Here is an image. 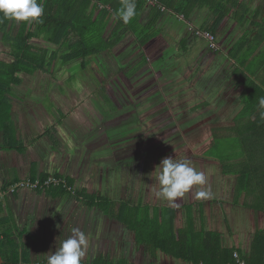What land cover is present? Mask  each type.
Returning <instances> with one entry per match:
<instances>
[{
	"label": "crops",
	"instance_id": "crops-1",
	"mask_svg": "<svg viewBox=\"0 0 264 264\" xmlns=\"http://www.w3.org/2000/svg\"><path fill=\"white\" fill-rule=\"evenodd\" d=\"M166 1L181 13L166 10L157 0H147L139 21L141 26L153 24L159 31L143 52L150 60L159 53L161 65L155 72L168 76V92L179 95L172 104L241 101L236 93L241 87L227 53L245 30L248 37L256 34L250 28L251 18L244 27L236 21L238 8L232 4L241 5L243 0ZM248 3L252 13L262 9L257 0ZM224 10L226 17L222 19L217 13ZM25 24L0 19V75L10 76L11 82L13 73L8 67L15 61L19 36L26 37ZM197 31L211 32L221 52L209 50L207 40ZM28 42L49 61L48 41L31 37ZM134 42L135 38L131 45ZM49 68L47 63L35 74L17 72L14 78L18 82L7 83L10 104H0V186L24 179L55 177L62 181L48 188L19 190L0 203V232L10 231L11 242L18 246L15 250L22 259L19 264L46 263L47 255L71 235L72 228L88 236L82 264H204L212 254L208 233L214 232L220 235L222 249L250 251L255 233L264 228V214L246 206L252 197L237 199V178L226 173L225 160L208 159L199 170L212 174L211 182L206 179L203 186L215 190L211 198L194 199L199 187L194 186L185 198L170 205L157 197L159 188L153 172L163 158L173 157L174 152L181 156L184 148L166 152L142 149L140 163L145 165L138 167H145L135 175L120 167L115 175V166L119 165L112 162L114 137L105 129L95 135L75 132L80 115L77 111L82 108L87 117L96 119L95 108L87 104H51L50 111L44 104L51 96L50 86L56 90L59 85L55 81L51 85ZM0 85L6 86L2 81ZM208 92L215 95L207 97ZM204 110L208 127L235 122H222L225 108ZM139 124H131L129 132ZM212 134H203L199 139L205 143L204 137L208 139ZM94 155L101 159L94 161ZM213 166H217L216 174Z\"/></svg>",
	"mask_w": 264,
	"mask_h": 264
},
{
	"label": "trees",
	"instance_id": "trees-1",
	"mask_svg": "<svg viewBox=\"0 0 264 264\" xmlns=\"http://www.w3.org/2000/svg\"><path fill=\"white\" fill-rule=\"evenodd\" d=\"M138 1L139 0H135L138 9H140L138 10L136 8V17L129 24H124L116 15L121 6V0H37V2L41 3L44 7V13L41 18L42 23L31 24V27H34L36 30H32L30 25L25 24L23 30L26 37L24 38L22 34L19 36L14 52L15 61L8 67L13 73L12 82H18V80L14 78L17 72L35 74L45 69L47 63L50 68L53 67L56 69L58 65L60 67L73 65L72 68L76 66L84 71L90 68V71H94L93 75L100 79L110 77V75L107 74L112 75L113 73L116 75L120 74V78L123 80H130L132 78L138 79V76H142L147 79L141 81L143 79L141 78V80H139L142 82L140 84L141 86L139 85L140 87L135 89V87L128 84L125 93H130L132 91L138 102L145 97H149L147 100H151L153 104H160L162 109L160 110L159 107H157L158 109L154 112L153 117L157 118L158 122L164 121L168 125L163 128L166 133L162 135L159 140H152L154 143H145L143 146L141 141H139L138 143H140L143 148L138 144V151L140 149H146L152 152L154 148H158L166 152L188 145H193L194 147L200 145L202 147L203 142H201L199 137L204 136L203 134L206 135V133L210 131L207 130L208 122H206V119L202 116L203 114L200 115L201 110L199 111L197 109L205 107L206 104H196L195 106L189 107L188 110H190V114L178 119V113L171 115V112H169V104H172V101L179 98V95H173L168 92L167 84L169 79H156L153 75L148 76L150 71L148 70V66H150V62L143 50L149 47L148 43L153 40L156 34L158 35L159 31L153 27V24H148L145 27L141 26V21H139L141 9L144 6V2H147V0H140L141 2L137 3ZM157 1L159 4L165 6L166 10L170 9L181 13L176 6L171 3L169 4L166 0ZM250 1L253 2V0ZM257 1L262 5L264 4V0ZM232 6L238 8V14L237 17H235L236 21L244 27L249 23L248 19L251 18L253 27L250 26V28H254L253 31H255L256 34L252 38L248 37V30H245L243 36H241V39L237 42L238 44L233 45L227 53V59L232 62L234 74L237 76L238 85L241 87V92H239L240 99L242 97L245 98L244 101L241 99L244 104L241 111L243 110L244 113L246 110L247 113H245V116H242L243 119L241 118V120L246 122L244 130L236 132L241 136V141L234 147L240 148V150H237V153L234 149H231L227 154V158H229L230 162L226 161L225 170L227 174H231L237 178V199H242L244 197L247 200V198L252 197L253 200L257 201V209L264 214V122H262L264 121V116L261 115L264 109L259 107V100L264 98V89L259 88L257 82H254L248 74L252 73L250 68L256 70L260 67V64L264 63V15L262 14L263 17L261 19L259 18L260 9L252 13V8L248 0H243L241 5L232 4ZM217 14H221L222 19L226 17L225 10ZM254 17H256V19ZM215 34H217V32ZM31 37H43L49 42L51 49L48 52L50 54L48 62L46 56H41L40 53L37 52L35 45L33 47L29 44L28 38ZM134 38L137 43L139 54L130 58L125 48L124 61L122 57L123 52H118L123 47L124 42L125 45H128L129 42H133ZM135 44L132 46H135ZM208 44L209 50L221 52V48H213L209 42ZM245 45L246 47H244ZM132 48L134 50L135 47ZM235 49H237V51H235ZM244 49L246 52L240 53ZM109 57L113 58L111 59ZM132 60L134 63L133 65L129 62ZM143 60H145V63L138 64L141 61L143 62ZM129 64H131V66H129ZM131 67L135 68L130 70L133 73L129 74V69ZM99 69L104 71L100 76L98 75ZM51 70L52 69H49V72H52ZM53 72L55 73V71ZM144 72L145 74L142 75ZM0 81L6 85H0V104H10L12 96L11 89L7 86V83L8 85L12 83L11 77L8 76L5 78L0 75ZM55 81L57 82V80ZM101 83L105 86V89H103V100L108 104H125L127 117L130 118L131 112L130 109L127 108V104L133 105L134 103L132 102V104H130L123 96L120 98L117 89L113 87L114 84L112 86L113 82L108 85L107 80H101ZM119 85L116 84V87L118 88ZM120 87L123 88L122 86ZM161 89H163V91H161ZM109 94H111V96H109ZM187 105L188 104H184L182 107ZM131 107L135 108L136 106ZM184 110H187V107ZM177 125L179 127H177ZM215 136L216 134L213 132L208 139L204 137V141H210L211 143L209 149L218 147ZM125 137L129 138L131 136L125 134ZM161 139L164 140L160 141ZM131 146L132 145H129L128 147ZM232 147L233 146H231V148ZM203 154L204 153L200 156L191 154L193 158L197 157L198 163L195 168L198 171L201 165L205 166L208 160ZM213 154H215L214 156L216 157L219 156V152L217 151ZM173 155L177 157L180 156V154L176 152H174ZM224 157V153L221 152V157L219 159L224 160ZM196 162L191 161L193 167V163ZM261 168L263 170L258 171ZM46 179L47 178L43 180ZM7 186L8 184L5 183L0 187ZM245 203L247 204V202ZM208 236V250L211 251L208 252L212 254L204 264H238L237 258L235 257L236 253L238 254L239 260L243 261L244 264H264V228L255 233L251 249L246 253H242L235 248L222 249L221 238L218 233H208ZM17 248L18 246L11 242L10 231L0 232V250L5 264H19L20 261H22L18 252H16ZM218 250L220 252L222 251L224 256L218 253Z\"/></svg>",
	"mask_w": 264,
	"mask_h": 264
},
{
	"label": "rangeland",
	"instance_id": "rangeland-1",
	"mask_svg": "<svg viewBox=\"0 0 264 264\" xmlns=\"http://www.w3.org/2000/svg\"><path fill=\"white\" fill-rule=\"evenodd\" d=\"M261 4V3H260ZM262 9H260V19L263 17L262 14L264 15V4L261 7ZM256 19V17H254ZM208 42V41H207ZM132 47H135L134 50ZM246 47V45L244 46ZM125 48L127 49V53L129 54L130 58H133L136 54L138 55L139 51H138V47L137 45L132 46L131 42L128 43V45H125V42L123 43V47L120 49V52L125 51ZM217 48H220L219 45L217 44ZM235 51H237V49H235ZM246 52V50H242L240 53ZM239 53V51H238ZM109 58H113V57H109ZM160 55L159 53H157L156 55H154L153 60H150L152 67L148 66V70L149 74L148 76H155L156 79H158L160 76H164L161 72H155L159 70L160 67ZM146 60V59H145ZM145 60H143V62H139L138 64H143L145 63ZM128 62V60H127ZM133 63L132 61H129ZM236 62V61H235ZM137 64V63H136ZM129 66H131V64H129ZM141 66V65H140ZM73 65H69V66H63V67H58L56 68H49L52 69L50 72V76L54 77L56 80H58V89L54 90L51 86H50V93H51V97L49 98V96L47 97V99L44 100V104H47V108L52 111L53 105L51 104H56V102L53 101V92L55 95V98L58 99L60 106H62V104H87V106H92L95 108V111L97 112V114H100L101 111H103V113H108V115H106L105 120L103 121H99L97 118H89L86 116V114L84 113L83 109L80 108L77 111V114H80L78 116V121L75 123L78 127L77 130L75 128V132L77 131L78 134L81 133H87L89 135L90 134H98L101 132V130L107 131L108 135L110 136V134L112 133V137H114V145L112 144L113 147V152H114V156H112V162L114 161V164L119 165V166H115V175L119 174V168H123L126 170H130L132 171V173L135 175L137 171L141 170V168L145 167H138L141 165H145V163H140V159H143V157H141V155L143 154L142 149H139L138 144L141 146V148H143V146L145 145V143H149L152 142L154 143L152 140H159L161 138L162 135H164L166 132L163 129L165 126H167L168 124H166L164 121L163 122H158L157 118L153 117L154 112L158 109L157 107H159V109L161 110L162 107L160 106V104H153L152 101L147 100V98L149 97H145L143 99H141L140 102L136 101L133 92L131 91L130 93H125V90L127 89V85H131L132 87L139 88L141 85V81L147 79V78H143L142 76H138V79L132 78V79H121L120 78V74L116 75L115 73L111 74H107L110 75V77H105L104 79H100V78H96L93 75V72L90 71V68L88 70H86V72L82 71V69L77 68L76 66L74 68H72ZM135 67H131L129 69V74L133 73L130 70H133ZM241 69H245V68H241ZM53 70L55 71V73H53ZM250 70L252 71V73H248L249 77L252 78V80L254 82H257L258 87L261 89H264V63L260 64V67H258L256 70L250 68ZM78 73V75H74L75 73ZM99 76L101 75L102 72H104L103 70L99 69ZM141 72V71H140ZM139 72V73H140ZM110 73V72H109ZM145 74L142 73V75ZM106 75V76H107ZM128 76V75H127ZM165 78L168 79V76H164ZM141 78H143L141 80ZM250 78V79H251ZM101 80L102 81H106L108 85L112 83V86L114 84V89H117V93H119V97L121 98V96H123V98H125V100H127V102H129L130 104H132V102L134 103L133 105H129L127 104V108L130 109L131 112V117L128 118L127 117V113L125 111V104H121L122 108L121 109H116V105L115 104H108L105 102V100L102 99L101 96H103V93H99L98 92V87L101 86ZM141 80V81H139ZM139 81V83H138ZM121 83V84H120ZM54 84V82L52 83ZM56 84V83H55ZM116 84L119 85V87H116ZM140 85V86H139ZM120 86H122L123 88H121ZM169 89V87L167 88V90ZM113 90V89H112ZM111 90V91H112ZM239 90H236V93L238 94ZM126 94V95H125ZM59 95V97H57ZM215 94L208 92V94L206 95L207 97H212ZM109 96H111V94H109ZM235 96V95H234ZM128 98V99H127ZM236 100H239L238 97H236ZM242 101H244V97L241 98ZM232 100V99H231ZM116 101V100H115ZM235 100L232 101L231 104H206L208 105L205 107H200V109L197 110H201L200 114L203 113L204 108L206 110H210L212 111L214 109V111H216V108H225L226 109V113L223 116V121L222 122H231L234 124L229 125V124H220L219 127L214 126V127H207V129L210 132L207 133H215L216 136V140H217V148H210V141H204L205 143H203V146L201 147L196 146L194 147L193 145H188L183 147L184 150L181 154L180 157L176 158V157H172V158H176L178 160H187V161H192V162H196L197 161V157L193 158L191 156H200L203 154V156L206 159H209L207 162L210 161H218V159L221 157V152L224 153L225 157V163L230 162L229 158H227V154L231 151V149H234V151H236L238 153L237 150H240V148L234 147L237 146L241 141L240 139V135L236 134V132L238 131H243L244 130V126L246 124V122H244V120H241L242 116H245V113H247V111L245 110V112L243 113V110L241 111V109L243 108L244 104H241V101H236ZM137 102V103H136ZM182 105L184 106V104H169V109L171 112V115H175V113H178V119L179 118H183L185 116H187L190 113V110H184L185 107H182ZM196 104H188L187 106H195ZM131 106H136L135 108H132ZM86 107V106H85ZM87 108V107H86ZM183 109V110H182ZM207 111V112H208ZM241 111V113H240ZM240 113V115L238 116V114ZM113 114H121L120 116V124H119V129L121 133V137H116V133L115 129H113V124H117V120L114 121V118L117 116H113ZM170 114V113H169ZM118 116V117H119ZM203 116V115H202ZM234 116V118H232ZM204 118H206L205 116H203ZM243 119V118H242ZM69 120V119H68ZM264 122V121H262ZM101 123V124H100ZM134 123H140L137 126H133L135 128V131L127 134L125 133V129L128 132L131 124ZM100 124V126H99ZM117 127V126H116ZM115 127V128H116ZM126 127V128H125ZM177 127H179L177 125ZM200 130V128H199ZM203 131V129H202ZM181 132V131H179ZM217 132V133H216ZM220 132V133H219ZM126 135H129L131 137H125ZM127 138V139H126ZM126 139V140H125ZM164 139H161L160 141H162ZM139 141H141V145L140 143H138ZM110 144V142H109ZM132 145L131 147H129L130 149L125 151V149L129 146ZM162 145V144H160ZM231 146H233L231 148ZM236 149V150H235ZM146 150V149H143ZM219 152V156H214L215 154H213L214 152ZM187 152V153H185ZM110 153V152H109ZM95 156V155H94ZM147 157V154H146ZM101 159L99 157L94 158V161ZM104 159V158H102ZM216 159V160H215ZM148 163V161H147ZM198 163V161L196 163H193L194 167L196 166V164ZM137 167L139 169H137ZM216 168V170L213 172V174H216L217 171V166H213ZM263 170L262 168L259 169L258 171ZM143 174L142 172L139 174L141 175ZM211 175L210 176L208 174L205 175L207 181H209V183L211 182ZM215 190L212 189L211 193L214 192ZM241 201H244V197L241 199ZM252 201H254V204L249 205L246 204V206H250V207H254L257 211L260 212L259 209H257V201L253 200V198L250 200H248V203H251ZM230 208V207H229ZM227 214L231 215V209L227 210ZM235 217V216H234ZM227 225V224H226Z\"/></svg>",
	"mask_w": 264,
	"mask_h": 264
},
{
	"label": "clouds",
	"instance_id": "clouds-1",
	"mask_svg": "<svg viewBox=\"0 0 264 264\" xmlns=\"http://www.w3.org/2000/svg\"><path fill=\"white\" fill-rule=\"evenodd\" d=\"M135 0H121L116 15L124 24H129L137 15ZM44 7L37 0H0V19L32 23H42ZM259 107L264 109V98L259 100ZM264 116V112L261 113ZM159 190L158 198L175 205L179 199L185 198L194 186V199H209L210 190H205L206 177L198 171L190 161L178 160L171 156L163 158L153 172ZM88 236L79 228H72L71 235L59 242L56 251L47 255L46 264H82L88 248Z\"/></svg>",
	"mask_w": 264,
	"mask_h": 264
},
{
	"label": "built area",
	"instance_id": "built-area-1",
	"mask_svg": "<svg viewBox=\"0 0 264 264\" xmlns=\"http://www.w3.org/2000/svg\"><path fill=\"white\" fill-rule=\"evenodd\" d=\"M196 34L207 40L213 48H217L216 38L212 33L205 31H197ZM61 183L62 181L59 178H55V177H49L46 180H42V179L20 180L8 185L7 187H0V203L4 200L6 196L13 195L19 190H23V189L35 190L38 188L43 189V188H48L51 185H59ZM235 257L237 258L238 264H244L243 261L239 260L237 253L235 254Z\"/></svg>",
	"mask_w": 264,
	"mask_h": 264
},
{
	"label": "flooded vegetation",
	"instance_id": "flooded-vegetation-1",
	"mask_svg": "<svg viewBox=\"0 0 264 264\" xmlns=\"http://www.w3.org/2000/svg\"><path fill=\"white\" fill-rule=\"evenodd\" d=\"M122 57H123V60L125 61V51H123V53H122ZM54 71V70H53ZM82 71H84V70H82ZM84 72H86V71H84ZM54 73V72H53ZM74 75H78V73L76 72ZM50 79H51V85H52V83L56 80L54 77H50ZM55 83L57 84L58 83V80H57V82L55 81ZM103 89H105V86L103 85V83L101 84V86L100 87H98V92L100 93H103ZM54 94V93H53ZM51 97V96H50ZM54 98H53V101L54 102H56V104H59V101H58V99L57 98H55V96H53ZM102 97V96H101ZM102 99H103V97H102ZM59 100H60V97H59ZM61 104V103H60ZM116 105V109H121L122 108V105L121 104H115ZM96 114H97V112H96ZM106 115H108V113L106 112V113H103V111H101V113L100 114H97V119L101 122V121H103V120H105L106 118H108V117H106ZM119 115H121V114H119ZM118 114H113L112 115V117L113 116H117V117H115L114 118V121H116L117 120V124H113V129H115V132L116 133H113V134H116V136H118V135H120L121 133H119L120 132V129L118 128L119 127V124H120V121H121V119H120V116H119ZM119 116V117H118ZM117 126V127H116ZM116 127V128H115ZM130 129V128H129ZM125 131H126V129H125ZM125 133H127V134H129L130 132H125ZM111 135H112V133H111ZM132 148V147H131ZM130 149V148H129ZM36 264H46V263H40V262H38V263H36Z\"/></svg>",
	"mask_w": 264,
	"mask_h": 264
},
{
	"label": "water",
	"instance_id": "water-1",
	"mask_svg": "<svg viewBox=\"0 0 264 264\" xmlns=\"http://www.w3.org/2000/svg\"><path fill=\"white\" fill-rule=\"evenodd\" d=\"M0 264H5V261L2 257L1 250H0Z\"/></svg>",
	"mask_w": 264,
	"mask_h": 264
}]
</instances>
